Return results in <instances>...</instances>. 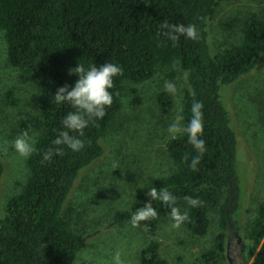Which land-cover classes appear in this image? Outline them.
Returning <instances> with one entry per match:
<instances>
[{"label": "trees", "instance_id": "trees-1", "mask_svg": "<svg viewBox=\"0 0 264 264\" xmlns=\"http://www.w3.org/2000/svg\"><path fill=\"white\" fill-rule=\"evenodd\" d=\"M224 1L0 0V34L7 63L33 74L41 121L36 150L25 161L24 180L3 205L0 264H74L93 234L75 226L78 218L83 222L82 212L71 217L69 195L79 175L103 157L102 141L115 129L116 117H121L125 106L141 105L139 90L159 72L172 82L185 74L187 88L182 91L179 107L184 125L191 117L192 103L203 104L201 138L206 151L192 169L189 164L196 152L187 135L170 138L165 153L173 171L137 191L128 211L109 217L107 229L131 226L130 216L149 199L148 191L152 187L166 188L177 197V206L187 211L189 221L182 225L194 238L205 241L216 221L217 233L210 249L201 254V264H231L227 257V244L231 242L239 247L243 264H264V200L254 219L243 228L240 148L223 97L227 88L260 70L264 21L255 10L241 22V40L212 53L208 25ZM165 22L194 23L199 38L193 41L181 37L173 44L162 34L160 25ZM106 62L120 65L123 74L114 78L110 90L113 103L105 117L84 130L86 143L80 152L65 147L62 155L45 161L44 154L53 147L51 141L63 130L61 120L70 110L54 103L56 89L75 82L77 77L70 75L69 69L77 63L99 66ZM263 86L264 81L261 91ZM126 87L129 90L124 92ZM12 94L11 90L3 94L10 106L16 103ZM127 94L131 96L129 103L125 101ZM153 102L161 116L170 117L175 112V98L167 92H157ZM3 171L0 162V177ZM186 197L197 198L199 206L189 207ZM152 206L157 218L134 227L149 236L157 233L170 211L159 201H153ZM159 248L152 239L145 242L137 253L139 264H169Z\"/></svg>", "mask_w": 264, "mask_h": 264}, {"label": "rangeland", "instance_id": "rangeland-1", "mask_svg": "<svg viewBox=\"0 0 264 264\" xmlns=\"http://www.w3.org/2000/svg\"><path fill=\"white\" fill-rule=\"evenodd\" d=\"M257 9L259 18L264 21V0L222 2L208 25L212 53H219L233 42L238 43L241 22ZM261 64L260 70L257 68L223 92L240 148L244 184L243 228L254 219L260 202L264 200V86L262 91L260 87L264 81V59ZM33 80V74L8 65L0 34V162L4 170L0 177V217L7 197L26 175V159L10 147V141L24 128L34 138L41 132ZM165 81L169 80L159 72L153 81L141 87V105L135 108L125 106L121 117H116L115 129L109 133L108 139L102 141L103 157L79 175L69 195L71 217L82 212L80 218L83 222L78 218L75 226L79 231L93 234L74 264H139L137 253L150 239L159 244V254L169 264H201V254L211 247L217 233L215 219L205 241L191 236L183 225L179 229L171 228L169 217L154 236L132 226L107 229L109 217L118 211H128L137 191L173 171L165 153L170 139L167 127L179 113L182 91L187 85L185 74L170 81L177 86V94L171 95L175 98L176 109L170 117L161 116L153 96L164 91ZM8 90L13 92L16 101L13 106L8 105L3 96ZM128 90L126 87L124 92ZM130 100L131 96L127 94L125 101L129 103ZM180 209L183 212L182 205ZM117 253L119 262L115 258ZM227 257L231 264H243L239 247L234 242L227 244Z\"/></svg>", "mask_w": 264, "mask_h": 264}, {"label": "clouds", "instance_id": "clouds-1", "mask_svg": "<svg viewBox=\"0 0 264 264\" xmlns=\"http://www.w3.org/2000/svg\"><path fill=\"white\" fill-rule=\"evenodd\" d=\"M160 28L163 35L173 44L178 42L181 37L188 40H197L199 33L194 23L169 24L162 23ZM69 74L77 77L71 85H63L56 89L52 96L53 101L58 106H66L70 110L61 120L63 130L58 133L55 139L51 141L53 147L49 148L44 154V160L50 161L54 155H62L64 148L76 153L84 147L86 140L85 129L102 120L107 110L113 103V94L110 91L114 87V78L123 74L120 65L106 62L97 66L96 64L85 65L77 63L74 68L69 69ZM164 91L172 96L177 94L176 84L165 81ZM203 104L200 101H194L191 105V117L184 125V116L177 114L172 123L167 127V133L170 138L175 139L180 134L187 135V142L192 145L196 152L191 158L189 167L195 169L200 163L206 148L205 141L202 139L204 130ZM36 140L29 135L27 131H21L14 139L10 141V147L21 157L27 159L36 150ZM189 159L187 156L184 158ZM149 199L142 207L136 208L130 216L132 227L140 226L142 221L155 219L158 216L157 210L152 206L153 201H159L162 206H166L169 211L171 228L179 229L182 224L189 221L187 211H181L177 206V197L168 189L152 187L147 195ZM189 207H198L199 200L193 197H186ZM116 260L120 261L119 253L116 254Z\"/></svg>", "mask_w": 264, "mask_h": 264}]
</instances>
